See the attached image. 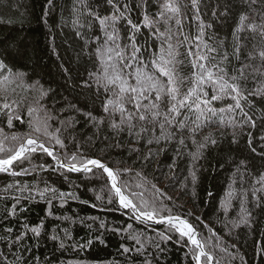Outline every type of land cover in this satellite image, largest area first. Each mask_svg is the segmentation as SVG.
<instances>
[{"label":"trees","instance_id":"1","mask_svg":"<svg viewBox=\"0 0 264 264\" xmlns=\"http://www.w3.org/2000/svg\"><path fill=\"white\" fill-rule=\"evenodd\" d=\"M118 2L127 4L131 19L138 22L143 18L145 6L149 14H154L163 0ZM180 4L185 17L184 30L194 36L199 21L193 15L191 2L180 0ZM199 7L201 20L205 25H211L205 29V38L211 37L210 43L231 53L233 33L240 14L248 13L250 20L257 18L261 0H200ZM89 10L107 16L112 12V5L107 0H53L51 4L48 0H0V59L14 71L24 73L25 84L39 82L44 90L50 89L40 104L53 117L48 122L51 129H61L59 136L64 147L54 141L48 146L62 161H66L80 146L85 155L106 157L112 167L131 168V172L122 175L123 181L130 185L126 191L143 192L146 199L155 197L174 213L187 215L190 211L191 222L197 228L199 238L205 240L206 250L212 253L214 264H264V193H258L261 196L260 207L255 206L251 195L254 185L260 187L255 180L264 173V139H261L264 137V99L256 95L245 103V111L255 120L256 126L244 125L242 131L237 127L236 142H232L231 127L213 125L203 130L204 135L212 132L218 144L209 148L196 164L199 179L193 189L189 176L192 162L187 154L195 150L191 142H187L188 147L177 155L175 141L148 145L146 140L137 142L126 132L117 137L108 127V114L101 105L103 93L97 91L95 84L91 88L84 84L87 73L95 70L91 38L101 34ZM75 19H79L78 25L73 23ZM118 26L123 36L126 22ZM77 32L81 35H76ZM241 35L249 37L244 53L255 51L252 47L254 42L257 50L264 47L258 35L254 39L250 32ZM149 36L150 31L142 29L139 43L147 41L151 45ZM248 62L254 66L261 63L258 56ZM232 64L239 67L234 60ZM181 75L190 76V69L183 67ZM257 81L264 82V77H257ZM257 81L249 75L248 90L257 88ZM21 96L27 98V104L38 98L39 93L20 87L15 98ZM217 106L222 107L223 104ZM89 113L97 120L103 118L104 123L97 126V122L89 118ZM19 115L21 119L13 118L11 125L0 115V128L3 129L0 139L12 134L20 137L29 133L39 135L32 132L27 123L26 106ZM234 117V122L239 124L242 119L239 112ZM61 121L66 123L61 124ZM200 138L197 136V140ZM249 139L252 140L251 145ZM117 143L121 146L109 147ZM6 144L11 146V142ZM133 148L139 151H133ZM160 148L163 151L147 161L143 159L149 149L157 153ZM170 165L173 166L170 168ZM22 167L27 169V173L19 177L0 172V252L6 257L0 258V264H142L145 258L152 259V264H157V261L159 264H195L189 247H185L183 241L177 243L175 236L171 241L161 243L162 252L150 248L146 256L134 251L124 253L123 247H130L133 242L126 239L128 233L113 229H123L132 224L131 231H143L159 240L157 233L166 231V227L157 222L136 221L130 210L115 202L109 204L108 186L99 172L95 175L69 172L52 157L39 151L24 161ZM15 170L20 171V166ZM137 172L141 173L140 177L136 176ZM17 181L40 190L47 185L56 190L57 198L47 192L45 199L40 198L38 191L16 193L21 196L16 214L6 217V206L10 209L15 201L3 189ZM137 184H142V187L137 188ZM151 185H156L160 191L156 192ZM230 185L236 191L231 200L226 201L225 211L221 201L225 200ZM245 191L247 195H244ZM59 193L69 195L60 199ZM25 196L30 198L25 199ZM73 196L75 199L71 198ZM133 199L138 202L139 198ZM242 200L245 212L252 214L251 224L237 226L239 217L245 214L241 212ZM102 221L104 228L100 227ZM35 226H40L39 236L30 231ZM8 228L12 233L6 232ZM20 233L27 234L13 247L14 236ZM53 236L59 238L54 240ZM88 240H92L90 245ZM62 242L63 247L60 246ZM133 257L134 260L131 259Z\"/></svg>","mask_w":264,"mask_h":264},{"label":"snow or ice","instance_id":"2","mask_svg":"<svg viewBox=\"0 0 264 264\" xmlns=\"http://www.w3.org/2000/svg\"><path fill=\"white\" fill-rule=\"evenodd\" d=\"M52 2L53 0H48L49 4ZM190 2L194 10L193 15L199 21L194 36L184 30L185 17L180 0H163L154 14H149L145 6L143 18L138 22H133L128 14V5H120L118 0H107V3L112 5V12L107 16H100L89 10V15L98 24L101 34L91 38V43L94 44L91 55L94 58L95 70L87 73L84 84L88 88L95 84L97 91L103 93L101 105L103 111L108 114V127L115 136L119 137L126 132L137 142L146 140L148 145H159L161 142L170 144L175 141L177 155H181L182 150L188 147L187 142H191L195 150L187 154L191 157L192 166L189 169V176L194 189L199 179L197 175L199 169L196 164L209 148L218 144L212 132L204 135L203 130L213 125L218 128L231 127L232 142H236L237 127H240L242 131L244 125L256 126L255 120L245 111V103L256 95L264 99V82L257 81V77H264V47L257 50L254 42L252 47L255 51L244 53L245 42L249 37L241 34L250 32L253 34V39L258 35L261 43L264 44V0H261V7L256 12L257 18L250 20L248 13L240 14L233 33L231 53L221 50L215 43H210L211 37L205 38V29L211 25H205L201 20L200 0H190ZM215 14L214 12L213 15ZM125 22L127 28L122 36L118 25ZM73 23L78 25L79 19H75ZM142 29L150 31L151 45L147 41L143 44L139 43ZM76 35L80 36L81 33L77 32ZM149 48L152 51H149ZM181 48L184 49L183 52L180 51ZM255 56L260 58L261 63L254 66L248 61L253 60ZM233 60L239 64V67L232 64ZM185 66L190 69V76L181 75V69ZM249 75L259 85L251 91L247 88ZM24 77V73L14 71L3 59H0V115L6 118L8 125H11L13 118L21 119L19 113L26 106L29 116L27 123L32 132L39 134L34 136L29 133L25 137L12 134L0 139V154H4L0 157V172L10 173L16 177L26 174L27 169L22 167L23 162L38 151L52 157L61 167H67L69 172L93 175L99 172L108 186L109 204L115 202L123 209L130 210L132 218L136 221H155L166 227V231L157 233L159 240L153 239L143 231H131L132 224H127V227L123 229H113V231L128 233L126 239L133 242L130 247H123L124 253L134 251L140 256H146L150 248L162 252L161 243L171 241L175 236L177 243L183 241V245L189 247L191 259L195 261V264H212L213 255L206 250L205 240L199 238V232L191 222L190 211L187 215L174 213L155 197L146 199L143 192L126 191L130 189V185L123 181L122 175L131 172V168L112 167L106 157L85 155L80 151V146H77V151L67 157L66 161H62L60 156L48 146L54 141L56 145L64 147L63 140L59 136L61 129H51L48 122L53 117L40 104V100L48 94L50 89L44 90L39 82L25 84ZM20 87H23L25 91L36 90L39 97L27 104L26 97L21 96L16 99L17 88ZM217 104H223V106L218 107ZM237 112L242 117L239 124L234 122V114ZM88 115L90 119L97 122V126L104 123L103 118L97 120L91 116V113ZM0 133H3L2 128ZM248 135L251 137L252 133L249 132ZM41 136L44 139H41ZM197 136L201 138L197 140ZM6 142H11V146H7ZM248 143L251 145L252 140L249 139ZM113 146L121 145L119 143L109 145V147ZM133 151L139 150L133 148ZM161 151H163L162 148L158 149L157 153H153L152 149H149L143 159L147 161L152 155ZM252 151L254 152L255 149L252 148ZM243 163L241 161V164ZM16 166H20V171L15 170ZM136 176L140 177L141 173L137 172ZM255 184L260 187L254 185L251 195L255 200V206L260 207L261 196L258 193H264V173L255 180ZM136 187L140 188L142 184H137ZM151 188L156 192L160 191L156 185H151ZM3 191L15 201L10 209L6 206V217L16 214L21 200V196L16 193L38 191L40 198L45 199L47 192L53 198H57L54 188L46 185L43 190H40L28 184H21L19 181L6 185ZM235 191L230 185L225 194V200L221 201L225 211H227L225 203L231 200ZM66 195L69 194L59 193L58 198L64 199ZM244 195H247V191ZM134 197L139 198L138 202L133 199ZM71 198L75 199L74 196ZM168 199L171 200V197ZM48 202L51 203V200ZM241 212L245 214L239 217L237 226L250 225L252 214L245 212L243 200ZM195 219L198 221L199 217ZM27 227L25 225V228ZM100 227H105L103 221ZM30 231L39 236L40 226L32 227ZM6 232L12 233V229L8 228ZM26 234L15 235L12 246L15 247V244L20 242ZM65 235L67 236L66 230ZM58 238V236L52 237L54 240ZM208 240L210 241L211 238ZM87 243L90 245L92 240H88ZM60 246H64L63 242ZM152 255L154 259V254ZM0 258L6 259L3 252H0ZM131 259L134 260L135 257ZM142 264H152V259L145 258ZM157 264H159L158 261Z\"/></svg>","mask_w":264,"mask_h":264},{"label":"water","instance_id":"3","mask_svg":"<svg viewBox=\"0 0 264 264\" xmlns=\"http://www.w3.org/2000/svg\"><path fill=\"white\" fill-rule=\"evenodd\" d=\"M65 168H67V167H65ZM150 222L156 223L155 221H150ZM212 264H214L213 260H212Z\"/></svg>","mask_w":264,"mask_h":264}]
</instances>
